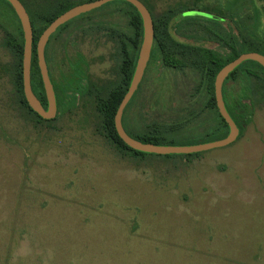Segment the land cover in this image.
<instances>
[{"label":"rangeland","instance_id":"374dc122","mask_svg":"<svg viewBox=\"0 0 264 264\" xmlns=\"http://www.w3.org/2000/svg\"><path fill=\"white\" fill-rule=\"evenodd\" d=\"M154 1L158 14L194 0ZM256 2L264 27V0ZM4 37L0 25V264H264V104L230 145L122 155L98 131L92 102L91 110L71 106L54 121L35 120L17 99ZM79 50L91 53L92 75L113 70L104 35ZM189 91L174 89L175 108L158 105L154 117L171 120Z\"/></svg>","mask_w":264,"mask_h":264},{"label":"trees","instance_id":"16d2710c","mask_svg":"<svg viewBox=\"0 0 264 264\" xmlns=\"http://www.w3.org/2000/svg\"><path fill=\"white\" fill-rule=\"evenodd\" d=\"M0 1V14L4 17L3 20H5V23L0 24L5 29L3 45L7 46L12 51L15 58L11 73L17 99L19 103L33 115L36 121H54L68 108L70 109L71 106H73V101H66L58 96V114L54 119H44L30 107L25 97L23 83L24 33L22 25L10 2L7 0ZM90 1L94 0H21L29 13L34 33L31 68L32 87L39 98L44 101L45 106L48 105V101L38 64V39L43 31L59 15L75 5ZM141 1L147 6L154 18V27L156 28L155 34L156 36L160 35L162 52L165 53V58L168 26L171 19L175 16L183 15L181 18L182 20L191 21L193 27L201 25L202 28L207 29L208 34H218L220 30L222 31L224 29L226 21L231 30L232 23H236L238 27L239 44L238 48H234L233 51L230 50L228 54L220 55L211 54L210 52L201 54L200 51H198L195 56L193 53L192 85L190 91L186 94V102L175 109V116L167 122L156 119L154 113L156 107L161 104L167 106L170 103L175 108L174 104L176 102L172 99L174 88L167 77L161 79L158 89L155 86L153 79L155 54L151 53L148 68L143 80L142 108L140 112L137 113L134 99L129 102L124 111L125 130L137 140L158 145H194L226 137L229 133V125L217 106L214 80L216 74L223 66L239 57L242 53L262 51L261 45L264 42L263 11L259 8L256 0H229V4L227 5L220 3L209 4L208 2L203 5V0H194L190 3L187 1L177 2L160 14L155 15V1ZM3 4H5V7ZM127 8L130 10L129 19L133 24L135 36L143 38V19L138 9L130 2L115 0L91 11V35L99 33L112 41L111 56L114 61L113 71L116 73V77L110 80V93L101 101L92 102V104L95 105L97 113L98 131L122 155H130L138 159H145L149 155L166 156L133 149L119 136L115 126V115L130 80L128 79L125 84V78L122 74L124 56L121 41L123 17L125 9ZM195 11L199 14L192 13ZM200 17L214 20L215 23H213V26L207 27L197 20V18ZM73 20L74 19L61 25L57 31L52 34L51 41L53 42L57 34ZM231 34L232 31H230L229 34L230 44L232 38ZM253 35L255 36V42H253ZM50 58H53L51 54ZM254 63L264 70V67L258 62L247 60L236 67L230 73L229 77V80H231L235 74H238L239 80L242 81V90H240L239 100L237 102L231 100L226 103L228 112L240 129V134L237 139L242 136L252 118L251 104L247 99L249 97V81L254 71ZM255 72H259V70L256 69ZM203 93H207V97L204 100L201 97ZM132 108L135 110L132 111ZM194 154L196 153L187 155ZM168 155L169 154H167V156Z\"/></svg>","mask_w":264,"mask_h":264},{"label":"flooded vegetation","instance_id":"af4514ba","mask_svg":"<svg viewBox=\"0 0 264 264\" xmlns=\"http://www.w3.org/2000/svg\"><path fill=\"white\" fill-rule=\"evenodd\" d=\"M129 12V8L125 9L121 41L124 56V63L122 67V74L125 78L124 83L126 84L128 79H130L125 94L134 76L143 42V38L135 36L133 24L129 19ZM155 15L157 14L155 13ZM182 16L173 17L169 23L167 49L165 51L166 58L164 57L165 53L162 52V41L160 35L156 36V28L154 27V40L151 53L155 54L153 79L157 89L159 88V83L163 77H167L169 79L174 89L179 86H188L190 89L192 85L193 53L195 56L198 51H200L201 54L210 52L211 54L222 55L228 54L230 50L233 51L234 48H238L239 37L236 23H232L231 30L226 21L224 29L222 31L220 30L218 34H208L207 30L203 29L201 25L193 27L191 21L182 20ZM235 19L237 20L236 17ZM230 31H232L231 44L229 40ZM87 37L91 40V17H87L85 20H79L78 22L76 21L75 23L67 25L57 34L53 42L51 41V37L49 38L45 48L49 76L54 86L56 99L59 96L61 99L66 101L72 100L73 106L79 110L87 108L91 110V102L95 103L97 101H101L106 95H108L110 93V80L113 77H116V73L110 69L105 71V73L102 74V77H97L91 74V53L87 57L83 52H81V50H79L82 42ZM253 42H255L254 35ZM71 48L74 50V54L69 55L68 51ZM54 49L58 50L55 74L51 63L52 58H50V54L54 51ZM261 49L262 51H259L258 53L264 55V42L261 45ZM148 64L142 80L138 84L137 89L130 99V101L134 99L136 102L137 113L140 112L142 108L143 80ZM253 68L254 71L249 81V97L247 99L251 104L252 114L255 113L260 105L264 104V70L258 67L255 63L253 64ZM256 69H258L259 72H255ZM229 77L230 74L227 76L222 86L225 105L231 100L237 102L240 97L238 74H235L231 80H229ZM34 93L37 95L35 90ZM37 97L39 98L38 95ZM201 97L203 100L206 99L207 93H203ZM39 99L43 106L47 109L48 105L45 106L44 101L41 98ZM215 100L217 102L216 93ZM122 121L125 126L124 114Z\"/></svg>","mask_w":264,"mask_h":264},{"label":"water","instance_id":"95a60500","mask_svg":"<svg viewBox=\"0 0 264 264\" xmlns=\"http://www.w3.org/2000/svg\"><path fill=\"white\" fill-rule=\"evenodd\" d=\"M7 1L10 2L17 16L19 17L24 33L23 83H24L25 97L30 107L34 111H36L41 117H43L44 119H54L58 114V105H57L54 86L49 76V70L45 55V48L47 42L49 41V38L53 33L57 31V29L61 25L67 23L73 18L85 12L97 9L115 0H94V1L84 2L75 5L70 9H68L67 11H65L64 13H62L61 15H59L53 22H51V24L40 35L37 42V55H38V64L40 67L42 80L44 83V88L46 91V97L48 101L47 109L43 106L40 99L34 93L32 87L31 68H32V57H33L34 33H33V27L29 13L27 12L21 0H7ZM124 1L130 2L138 9L143 19L144 34H143V42L134 76L131 80V84L126 94L124 95L122 101L119 104V107L115 115V126L119 136L124 140L126 144H128L130 147H132L135 150L147 152V153L161 154V155L198 153L213 148L227 146L235 142L240 134V129L226 108L225 101L223 99L222 86L227 76L236 67H238L240 64H242L247 60L257 61L264 66V55L258 52L242 53L239 57L227 63L225 66H223L216 75L215 93L217 99V106L219 108L220 113L222 114V116L225 118L226 122L229 125V133L226 137L205 143L194 144V145H158L150 142L145 143L140 140H137L133 138L131 135H129V133L125 130L122 121L125 108L127 107L135 90L137 89L138 84L142 80L143 75L145 73V69L147 67L148 61L151 56V50L154 40V21L150 10L141 0H124ZM192 13L199 14L197 11Z\"/></svg>","mask_w":264,"mask_h":264}]
</instances>
